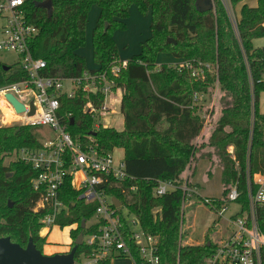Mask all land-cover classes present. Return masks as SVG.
Segmentation results:
<instances>
[{
    "label": "trees",
    "instance_id": "trees-1",
    "mask_svg": "<svg viewBox=\"0 0 264 264\" xmlns=\"http://www.w3.org/2000/svg\"><path fill=\"white\" fill-rule=\"evenodd\" d=\"M45 1L27 0L24 10L28 23L38 29L30 50L35 58L45 61L44 75L71 79L85 72L106 74L123 93L122 131L95 128L96 119L85 106L91 101L100 108L101 95L87 96L78 90L74 98L62 96L59 115L67 131L84 145L96 144L101 154L124 151L129 178L107 192L139 219L143 231L159 238L161 264H205L215 245L209 233L203 244L185 243L188 234L182 188L197 187L192 180L198 164L206 160L210 164L208 177L216 169L222 171V199L237 184L240 202L246 208L248 174L264 176V114L259 112L264 92V48L254 45L255 40L264 38V0H258L255 7L243 4L237 28L219 0L213 11L205 13L197 10V0H52L51 9L42 7ZM245 1L229 0L233 9ZM94 6L99 8L92 33L97 68L88 70L78 51L87 44L86 26ZM132 6L143 15L150 13L151 36L141 53L115 76L112 68L123 61L114 34L127 29ZM161 53L171 54L181 63L158 66ZM18 64L0 63V87L27 79ZM5 66L9 71L3 69ZM195 70L202 71V76L194 77ZM204 136L208 143L197 144ZM39 140L35 127L16 123L0 127V238L10 237L23 247L32 238L43 252L47 237L40 232L45 214L33 211L39 196L31 185L36 173L16 156L22 148H41ZM160 181H171L176 189L155 197ZM79 195L67 179L61 200L70 212L57 222L60 228L77 225L71 231V248L80 234L88 237L101 226L82 228L83 221L93 219L97 205H85ZM257 220L264 234V205L257 211ZM92 253L83 242L76 260ZM134 254L138 258L137 252Z\"/></svg>",
    "mask_w": 264,
    "mask_h": 264
},
{
    "label": "built area",
    "instance_id": "built-area-1",
    "mask_svg": "<svg viewBox=\"0 0 264 264\" xmlns=\"http://www.w3.org/2000/svg\"><path fill=\"white\" fill-rule=\"evenodd\" d=\"M26 3L27 0H0V19H4L0 34V53L16 54L20 68L27 74L25 80L0 87V112L3 114L1 126L10 122L35 128L47 127L53 132L49 137L43 135L45 139L40 138L41 148H22L16 152L18 160L31 165L36 173L31 185L39 196L33 211L45 214L41 221L43 228L40 235L43 232L44 235L50 234L53 227H60L57 222L59 218L69 215V207L61 200V192L70 178L71 187L80 194L79 199L85 205H97L93 217L95 223L88 225V221L85 227L101 225L97 233L84 237L83 242L93 249L92 255L81 256L75 264H100L119 257L129 258L132 264H161L159 238L143 231L139 219L130 215L120 201L121 206L116 207L114 199L117 198L107 192L113 185L121 184L129 178L125 161L116 162L113 152L101 154L96 144L84 145L74 140L59 115L60 99L64 95L74 98L78 90H82L87 96L101 95L103 101L100 108H95L91 101L85 106V110L96 119L95 128H99L103 126L102 118L114 112L108 99L119 89L115 88V82L110 81L106 74L85 72L82 77L71 79L45 76V61L35 58L30 50V42L37 35L38 29L26 20ZM231 21L237 28L236 16L231 17ZM126 63L113 67L111 73L117 76ZM186 67L190 68V65L187 64ZM192 75L202 76V71L195 70ZM65 82L70 85L67 90ZM7 95L14 96L24 105L25 111L17 112ZM195 100H198L197 95ZM3 106L14 116L9 121ZM33 108L34 113L31 114ZM230 150L232 152L233 148L230 147ZM175 189L173 182L160 181L154 195L162 197ZM182 190L183 208L189 198L197 196L220 220L228 213L229 204L236 203L239 206V211L227 217L228 236L213 241L214 252L205 260V264H264V234L257 220V211L264 205L262 174H248L246 208L240 202L237 184L232 186L226 199L202 198L197 187L188 188L185 185ZM131 191L135 192L136 188L133 187Z\"/></svg>",
    "mask_w": 264,
    "mask_h": 264
},
{
    "label": "rangeland",
    "instance_id": "rangeland-1",
    "mask_svg": "<svg viewBox=\"0 0 264 264\" xmlns=\"http://www.w3.org/2000/svg\"><path fill=\"white\" fill-rule=\"evenodd\" d=\"M222 2L225 7L228 9V12L232 18H238L240 16V10L243 4H248L251 7L257 6L258 0H246L245 2L239 4L236 8H232L229 0H219ZM214 7L218 3L217 0H212ZM99 15V8L97 6L92 7L88 22L86 26V37L87 45L78 51L81 55H84L87 60V65L91 66V37L92 32L95 27L97 18ZM127 29L125 31H118L115 33L116 41L119 49V56L121 61H127L137 56L141 53L143 44H146V41L151 36V15L147 13L146 15L141 14L137 7L134 6L130 10V16L126 21ZM4 25V19H0V34L1 29ZM1 37V35H0ZM255 47L264 48V38L257 39L254 41ZM0 63L6 64L8 66H13L18 63V56L11 52H1L0 53ZM181 60L175 58L173 55L168 53H161L157 58V65H177L180 64ZM19 65V64H18ZM65 90L69 89V83H64ZM121 92H115L109 99V104L111 105V100L114 97L115 99L120 97ZM215 102V101H214ZM259 112L264 114V92L261 93L259 98ZM6 118L12 119L9 114H5ZM219 114L215 116L217 120ZM8 119V121L10 120ZM101 122L103 126L109 128H115L118 131L123 130V115L120 114L119 109L115 114H111L102 118ZM3 123V114L0 112V126ZM10 122H7L4 126H10ZM207 125V124H206ZM3 127V126H1ZM38 133L40 134L41 139H45L43 135H53V132L47 127L37 128ZM206 135V134H204ZM208 143V139L204 136L198 139L197 144ZM207 149V148H206ZM230 150V148H229ZM231 151V150H230ZM113 156L116 162L124 160L125 155L122 149H115L113 151ZM12 161V157L8 158L7 163ZM202 160L196 169V173L193 178V183L197 186L199 195L202 198H215L221 199L223 197V181H222V172L218 169L213 171V176L208 177L207 173L210 170V164ZM78 177H76V180ZM201 202L199 203V201ZM185 224L184 229L188 234L185 239V243L190 245H200L205 242L206 236L209 233V238L212 241H218L221 237H227L229 232V223L227 217L239 211V206L236 203H231L228 205V213L221 220L217 217L215 212H213L206 204L197 196H192L186 201L185 205ZM126 211V210H124ZM95 219H92L88 222V225L95 223ZM76 228L75 225L69 227H53L51 233L47 236V244L43 250V254L47 256H53L56 254H63L64 250L69 247L71 244V231ZM71 250V248H70ZM69 250V251H70ZM51 253V254H49ZM111 264H132V261L129 258H115L112 260Z\"/></svg>",
    "mask_w": 264,
    "mask_h": 264
},
{
    "label": "water",
    "instance_id": "water-1",
    "mask_svg": "<svg viewBox=\"0 0 264 264\" xmlns=\"http://www.w3.org/2000/svg\"><path fill=\"white\" fill-rule=\"evenodd\" d=\"M42 7L51 9L52 0H46ZM196 8L199 12L205 13L214 10V4L212 0H197ZM172 41V40H169ZM5 71H9V67L3 68ZM7 99L16 107L17 112H24L25 107L14 96L7 95ZM34 113V108L32 113ZM71 124L73 121L71 120ZM116 207H120L121 203L114 199ZM9 207H13V203L9 204ZM86 221H83L82 228H85ZM84 235L80 234L75 245L68 253L56 254L53 256H47L40 251L30 238L26 247L20 244L12 242L10 237L0 238V264H75L78 248L83 244Z\"/></svg>",
    "mask_w": 264,
    "mask_h": 264
},
{
    "label": "crops",
    "instance_id": "crops-1",
    "mask_svg": "<svg viewBox=\"0 0 264 264\" xmlns=\"http://www.w3.org/2000/svg\"><path fill=\"white\" fill-rule=\"evenodd\" d=\"M132 7H134V6H132ZM132 7H131V9H132ZM130 9V10H131ZM239 18V17H238ZM87 29V28H86ZM93 33V32H92ZM87 38V37H86ZM116 38V35L114 34V39ZM115 41H116V39H115ZM116 44H117V41H116ZM87 45V44H86ZM117 47H118V44H117ZM90 48H91V66L89 65V67H88V65H87V60H86V57L84 56V55H82L81 54V56H83L84 58H85V60H86V65H87V69L88 70H95L96 68H97V66L95 65V63H94V60H93V49H92V37H91V44H90ZM83 49V48H82ZM132 59V58H131ZM127 61H129V60H127ZM127 61H123V62H127ZM117 91H120L121 92V95H120V97H118V99L116 98H112V100H111V105H112V110L114 111V112H112L111 114H115L116 112H117V110L119 109V111H120V114H122L121 113V101H122V95H123V93H122V90L121 89H119V90H117ZM116 91V92H117ZM111 114H109V115H111ZM123 120H124V117H123ZM105 127V126H104ZM107 127V126H106ZM123 129H124V123H123ZM122 131V130H121ZM204 161H206V160H204ZM206 162H208V161H206ZM209 164V163H208ZM218 170H220L221 171V169H218ZM222 172V171H221ZM77 227V226H76ZM43 236V235H42ZM47 237V236H46ZM71 238V237H70ZM72 239H71V244H72ZM46 244H47V242H46ZM71 244L69 245V247L67 248V249H65L64 250V253H68L69 252V250H70V248H71ZM46 247V245L44 246V248ZM44 248H43V250H44ZM63 253V254H64ZM49 254H51V253H49Z\"/></svg>",
    "mask_w": 264,
    "mask_h": 264
},
{
    "label": "bare ground",
    "instance_id": "bare-ground-1",
    "mask_svg": "<svg viewBox=\"0 0 264 264\" xmlns=\"http://www.w3.org/2000/svg\"><path fill=\"white\" fill-rule=\"evenodd\" d=\"M1 103L3 104V100L1 101ZM3 110H4L5 114H9L11 117H14L12 112L10 110H8L7 108H5L4 106H3ZM6 119L8 120L10 118H6ZM44 233L45 232H43L42 235H44Z\"/></svg>",
    "mask_w": 264,
    "mask_h": 264
}]
</instances>
